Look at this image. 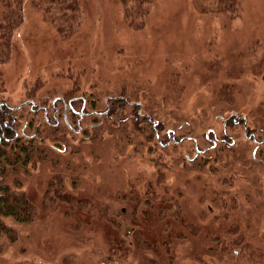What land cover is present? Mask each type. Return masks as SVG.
I'll use <instances>...</instances> for the list:
<instances>
[{"label": "rangeland", "instance_id": "1", "mask_svg": "<svg viewBox=\"0 0 264 264\" xmlns=\"http://www.w3.org/2000/svg\"><path fill=\"white\" fill-rule=\"evenodd\" d=\"M123 1L82 0L79 19L67 34L57 32L44 6L29 1L11 59L0 65V102L16 107L28 98L80 88V94L94 92L104 106L109 94L135 98L143 91L150 97L144 101L151 102L144 109L167 129L175 125L168 119L186 116L195 126L205 125L197 133L201 136L206 129L222 130L219 116L232 114L246 116L251 132L264 137V0H240L229 10L218 0H152L137 12L129 11V3L130 16ZM101 128L82 143L58 138L47 127V139L36 153L16 147L5 151L11 158L0 159V186L25 193L36 218L24 224L8 221L14 238L0 241V264H148L147 259L169 264L166 247H160L163 257L156 260L152 247L146 256L129 248L133 237L109 257L108 247H99L108 232L89 226L92 221L80 225L97 218L98 203L124 233L137 225L155 242L159 225L161 241L165 233L155 219V180L160 191L166 185L184 189L182 212L204 227L177 248L175 264H264L257 253L264 248V165L254 166L255 143L245 138L242 124L230 132L237 136L231 153L219 155L202 177L180 172L177 181L165 168L179 160L176 153L190 154L193 144L164 148L131 121ZM65 146L71 154H62ZM237 171L240 179L225 177ZM136 195L138 212L150 211L147 218L133 215ZM60 196L71 204H60Z\"/></svg>", "mask_w": 264, "mask_h": 264}, {"label": "flooded vegetation", "instance_id": "2", "mask_svg": "<svg viewBox=\"0 0 264 264\" xmlns=\"http://www.w3.org/2000/svg\"><path fill=\"white\" fill-rule=\"evenodd\" d=\"M257 77L255 76L254 80H259ZM262 80L264 81V75ZM141 93L145 98V93L143 91ZM143 97L131 98L125 93H120V95L109 94L104 99V106H101L99 104L100 99L94 96V92L87 93L84 91L83 94H80L79 88L72 92H60L55 97L28 98L16 107L10 106L7 102H0V159L1 157L10 159L11 157L6 156L5 151L14 149V147L19 148L21 153L22 151H25L26 154L36 153L37 149L47 139V127L51 128L58 138L70 137L80 139L84 143L90 142L95 136V131L100 127H102L101 129L116 127L131 121L142 126L145 136L156 138L157 143L164 145V148L175 150L184 143L193 144L191 155L186 153L184 157L180 153V157L176 153L179 160L177 162L173 160L170 169L165 168L173 181L179 180L180 172L183 173L182 175L190 173L189 171L196 173L195 176L202 177L205 175V171L214 167L211 164L215 163L219 155L231 153L232 150L230 149L237 145V136H232L230 132H237V128L241 124L245 138L255 143L252 152L254 166L264 165V160H259L264 154V137L258 138V133L251 132L247 125L248 118L246 116L237 117V115L232 114L219 116L218 119L223 122L222 130L206 129L205 133L199 136L197 133L205 129L204 124L195 126L194 118L185 116L183 120L168 119L175 125L173 128L167 129L162 123V119L156 120L154 114H150L144 109V105L151 102L144 101ZM145 99L150 101L149 96ZM128 111L131 113L127 114ZM164 139L167 141L163 142ZM67 149L66 146L64 149L61 148L62 154L67 152L71 154L69 152L70 147ZM75 156H78L77 150ZM176 170L178 173H175ZM240 175H242L240 171L225 173V177H235L236 179H240ZM252 175L254 176V173ZM158 176L159 174H157V178ZM221 178L223 176L216 181L218 182ZM246 181L250 182L251 179ZM174 190L181 192L179 197L185 201L184 189L176 186Z\"/></svg>", "mask_w": 264, "mask_h": 264}, {"label": "trees", "instance_id": "3", "mask_svg": "<svg viewBox=\"0 0 264 264\" xmlns=\"http://www.w3.org/2000/svg\"><path fill=\"white\" fill-rule=\"evenodd\" d=\"M29 1L34 0H0V65L7 64L12 56V53L15 49L14 40L15 35L18 30L21 29L24 22V11L26 4ZM152 0H124L125 9L127 10L128 15L130 16L129 11H136L141 5L150 4ZM220 7L225 10L232 9L234 5H239L240 0H218ZM132 3V7L128 11V5ZM223 3H228L229 6H221ZM37 4L45 7V14L47 19L53 24L58 33L67 34L68 31L76 24L79 19V15L82 8V0H37ZM165 176V174H160V178ZM171 178V177H170ZM190 183L191 181L188 180ZM162 185H166V181L160 179ZM157 181L155 182V207L158 214L155 215L157 222L162 223L164 236L160 241L162 235L161 228L158 225V232L155 233L157 239L155 242L148 240L150 237L149 233L140 232V226H132L130 229H127L124 233L122 225L114 221L111 224L110 220L112 219L102 207L95 204L96 208L94 209L95 215L97 218H91L81 222L80 225L89 226L95 224V228L99 232V228L103 230V233L108 232V237L104 239L101 238L99 247L105 248L108 251L109 257L113 253L114 249L124 244L129 238L133 237L128 243V247L131 249H139V252L146 256V249L151 247L155 250L156 260L163 257L161 255L160 247H166L167 256L169 258V264H175L176 260V250L181 247L183 241L189 240L190 236H196L198 233L204 229L202 225H197L195 218L191 221L183 212L182 205L183 200H179L182 197L181 192L170 188L166 185V188L162 191L159 190ZM138 195V194H137ZM136 196H133L131 204L133 205V215L135 218H147L150 211H140L139 200ZM124 196V194H123ZM60 196L59 198H61ZM127 198V195L124 196ZM130 199V198H129ZM149 204L152 203L148 201ZM61 203L71 204V201L61 198ZM36 218V210L33 202L27 198L25 193L18 192L16 189L12 190L9 186H0V241L4 237L9 239L14 238L13 230L8 225V221L12 220L19 222L21 224L29 223L34 221ZM140 221L135 220V223ZM98 225V226H97ZM100 226V227H99ZM122 229V232H121ZM113 230V234L111 231ZM124 233V234H123ZM129 233V234H127ZM190 233V234H189ZM132 234V236H128ZM139 235L136 242V235ZM264 236V232H263ZM218 241V237L216 239ZM222 242H220L221 244ZM219 244V246H220ZM144 249H143V248ZM194 248V244H193ZM191 248V250L193 249ZM191 250L188 247L187 253L191 256ZM261 258H264V248H258L257 253L260 254ZM89 253V252H85ZM65 259H69L65 257ZM152 259H147L148 264ZM204 260V257L199 256V261ZM68 263L66 260H64ZM69 264H71L69 262Z\"/></svg>", "mask_w": 264, "mask_h": 264}]
</instances>
